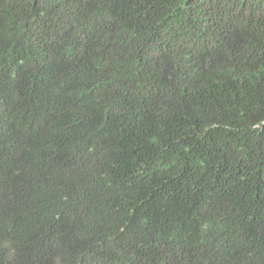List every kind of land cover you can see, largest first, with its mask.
<instances>
[{"label": "trees", "instance_id": "trees-1", "mask_svg": "<svg viewBox=\"0 0 264 264\" xmlns=\"http://www.w3.org/2000/svg\"><path fill=\"white\" fill-rule=\"evenodd\" d=\"M0 264H264V0H0Z\"/></svg>", "mask_w": 264, "mask_h": 264}]
</instances>
